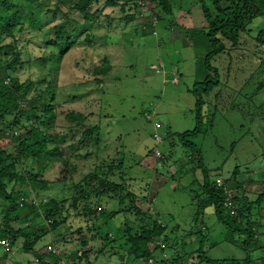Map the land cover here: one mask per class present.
<instances>
[{"label":"rangeland","instance_id":"obj_1","mask_svg":"<svg viewBox=\"0 0 264 264\" xmlns=\"http://www.w3.org/2000/svg\"><path fill=\"white\" fill-rule=\"evenodd\" d=\"M14 1L24 8L25 19L5 43H15L23 65L10 73L19 82L33 83L28 100L42 94L47 101L46 89L53 90L55 118L47 129L53 135H64L65 140L59 143L58 157L44 155L19 163L20 169L29 173H37L40 165H48L43 173V178L50 181L48 190L36 194L27 184H13L37 203L51 197L62 201L61 212L53 218L57 225H52V218L44 219L40 209L27 213L25 218L21 215L23 219L12 225L35 228L41 238L34 249L47 254L46 247L54 245L66 264H148L128 253L126 229L131 234L138 233L144 220L130 211L132 205L126 200L119 207L116 199L96 200L90 194L83 201L81 193L86 189L81 192L75 187L94 173L95 166L106 169L112 162H119L120 169L110 180L124 186L123 194L136 195L137 207L149 212L148 216L158 217L167 227L168 243L175 241L176 250L168 247L164 253L168 257L176 251L183 254L175 264H198V254L193 250L199 246L200 236L195 231L200 228L207 236L205 248L214 244L207 249L209 257L242 260L247 254L242 248L245 235L236 236L233 244L223 241L226 229L217 222L212 208H206L195 223L191 202L202 180L201 170H190L194 165L193 159H189L190 151L177 136L172 137L173 141L165 136L166 131L173 134L192 130L196 123V98L191 90L195 82L204 79L203 63L209 44L204 35L196 33L204 24L199 2L168 0V13L157 0H118L117 6H106L92 22L89 40L84 33L73 38V46L58 62L54 58L56 48L46 43L53 37L52 27L60 20L50 11L56 0H42L47 2L43 7L27 0ZM205 1L213 10L211 1ZM103 5L104 0H99L92 7ZM128 15L133 20H128ZM145 22H155V26L141 33L138 30ZM248 28L251 32L243 34L236 46L226 44L224 52L211 61L218 69L221 83L203 96V128L212 114L213 126L194 141L210 179H228L238 165L244 184L236 193L254 200L264 191V45L255 38L264 29V18L254 19ZM104 58L110 62L111 70L103 82L97 83L95 79L100 76L92 72ZM23 109H29L28 102ZM69 112L85 115L87 125H99L97 140L80 143L82 130L69 121ZM156 122L161 124L160 128H155ZM20 124H30V119L22 117ZM70 127L77 131L68 133ZM2 129L4 135L11 131ZM8 139L0 138V145L10 152L16 141ZM54 145L52 142L48 148ZM158 153L165 158L171 155L159 161L155 155ZM62 160L68 166L65 181H61L65 174L60 171L65 167ZM203 196L201 193L200 197ZM85 202L91 205L90 210L100 211L101 207L105 212L87 214ZM259 207L264 208V199ZM119 209H123L122 213L110 216ZM257 211L252 209L250 217L260 248L251 246L249 254L251 264H264V211L260 216ZM240 220L246 222L242 217ZM257 222L261 225L256 226ZM21 243L22 239H18L7 254L0 248V264H38L37 256L24 253ZM148 248L154 249V244L149 243ZM74 253L77 258H69ZM84 253L85 257L79 259ZM161 253L159 249L153 253L155 264H163L159 261Z\"/></svg>","mask_w":264,"mask_h":264},{"label":"trees","instance_id":"obj_2","mask_svg":"<svg viewBox=\"0 0 264 264\" xmlns=\"http://www.w3.org/2000/svg\"><path fill=\"white\" fill-rule=\"evenodd\" d=\"M27 1L35 3L39 7L47 5V2H43L42 0ZM98 1L99 0H56L54 9L50 11L54 18L58 17L60 20L52 27L53 37H49L46 40L47 44L56 48V55H54L56 61L59 62L69 51L74 43L73 38L76 36L84 33L86 40H89L90 25L97 20V16L101 13L103 8L106 6L115 7L119 4L118 0H104L103 7L93 9V4ZM197 1L203 12L204 24L196 33L202 36L204 35L203 38H205L209 44L208 53L204 57L203 63L205 72L204 79L203 81L195 82L191 90L196 98L194 110L196 123L192 130L183 133L175 132L173 134L170 131H166L165 136L169 139H172L174 135L177 136L181 144L186 147V150L190 151L189 159H193L192 162L194 163L190 170L196 168L201 170L202 180L198 183V188H196L195 191L193 190L195 194L191 202L195 207V223L198 222L203 211L209 207L213 209L217 222L221 223L226 229L223 241L233 244L236 236L245 235V239L242 241V248L246 250L247 254L242 260L217 259L208 256L207 249L214 244H210L208 248H205L206 245L204 241L207 239V236L203 228L198 229L195 233H199L200 236L199 246L197 249L193 250V252L198 254V264H202L203 262L207 264H251L252 259L249 254V249H251V246L255 249H259L260 245L256 242L257 235H255L254 223L250 216L254 208L258 210L257 213L259 216L262 215L264 208L259 207V205L264 199V191L259 193L254 200H248L247 196H240L239 193H236L237 189L239 187L242 188L244 184L239 178L238 165L235 166L230 177L225 180L221 178L223 184L218 185L216 179L220 177L216 176L214 179H210L208 168L203 162L201 150L196 145L194 139L202 133H206L207 130L210 131L213 126L214 114L210 115L209 120L206 119V128H203L205 120L203 112L205 100L203 96L209 94L213 88L221 83L218 69L211 64L212 59L224 52L226 44L236 46L243 34L250 33L251 30L248 27L254 19L259 17L264 18V0H210L213 10L207 5L205 0ZM157 4L166 12L171 13V6L168 0H157ZM121 8L124 9V6H121ZM133 18L134 17L131 15L127 16V19L130 21L133 20ZM24 19V8L20 4L15 3L14 0H0V125L6 128L7 131L11 130L4 135L2 131L5 130L2 129V127L0 129V138L2 140L14 138L16 141V144L13 145V150L10 152H7L6 149L0 145V215L2 216L0 220V238L8 239L11 248L18 239H22V251L37 256L38 264H50L49 261L56 264L62 255L58 257L50 252L47 254H39V252L34 249L35 244L41 238L35 228L32 229L28 226L14 227L12 225L23 219L21 215L25 218L27 213L30 214L36 209H40L43 213V218L48 220L52 218L51 223L53 226H56L57 224L53 218L57 213L61 212L60 210L63 207L62 201L53 197L47 198L44 201H39V203L30 200L25 192L15 189L13 185L27 184L30 187V191L36 194L43 190H48L50 181L43 178V173L48 165H40L37 173H29V171L20 169L19 163L22 159H37L44 155H51L53 158H56L60 155L59 143L65 140L64 135H53L48 133L47 129L55 118V113L53 111L54 105L51 103L54 101L53 90L49 88L46 89L45 94L49 95L47 101L42 94H39L35 99L31 98L28 100V96L33 90V83L31 81L19 82L18 79L10 73L13 72L18 65H23V62L20 58V51L15 46V43H5V40L9 38V36H13L14 30L18 26L21 27L24 23ZM154 23L145 22L140 29L141 31H138L144 33V30L146 31L148 27L154 28ZM255 38L264 45V29L260 30ZM110 70V62L104 58L102 64L93 69V75L100 76L95 79L96 82H103V77L106 76ZM171 74L175 76L174 72H171ZM173 79L178 81L177 77H173ZM27 102L29 104V109L25 110L23 107ZM22 117H26L27 120L30 119V124L21 126L20 122ZM67 117L78 129L82 130L79 139L80 143L88 142L92 138L97 140V134L100 128L99 125L92 126L85 124L86 116L82 113L69 112ZM35 122L38 123L37 126ZM157 124L159 126L155 127L156 129L161 127L160 123ZM76 131L77 129L75 130L73 127H70L68 133L73 134ZM172 141H170L171 145H173ZM52 142L55 145L48 148V145ZM73 147L74 145H71V148ZM155 155L159 161H163V159L169 158L171 153H169L166 158L160 153ZM62 163L65 167L60 171L65 172V174H62L61 181H65V177L68 174V166L66 167V160H62ZM119 164V162H112L106 169L101 165L95 166L94 173L90 174L84 182L75 185L81 192H83V188L86 189L85 193H81V198L84 201L89 194L96 200L100 197H108L111 198V200L116 199L119 207H122L127 200L130 206L132 205L130 211H135L137 216L141 215V218L144 219L141 221L142 225L138 233L131 234L130 230L126 229V242L129 246L128 253L137 260H143L144 262H150L151 260L152 263L150 264H155L157 261L153 253L156 249H159L162 252L161 259L159 260L161 263L175 264L183 257V254L176 251L174 256L168 257L164 253V250L168 247H173L174 251L176 250V246H174V244L176 245L175 241L172 244L168 243V235L166 234L167 227L159 222L158 217L148 216L149 212H143L137 207L136 195L132 192L123 194L125 191L124 186L110 180V177L114 176L115 171L120 169ZM234 186H236V190L233 189ZM232 189L234 193L231 191ZM201 193L204 195L202 198L200 197ZM228 195L236 208V214L234 215L224 206V201ZM82 199L79 200L82 201ZM194 199L196 200L195 202ZM238 205H240V207H238ZM86 206L87 203L85 202L83 208H86L85 212H87V214H103L105 212L102 211L101 207L99 208L100 211L97 210L98 208L92 211L89 209L91 206L90 204ZM122 211L123 209H119L111 212L110 216L115 217L119 213H122ZM143 215H145V217H143ZM240 217L246 222L243 223ZM260 225L261 224L257 222L256 226ZM191 233L193 234L194 232H190V234ZM151 242L154 244V249L152 250L148 248V244ZM81 244H86V241H81ZM0 248L3 250L2 247ZM3 252L5 254L8 253L4 250ZM85 254L86 253H84L81 258L79 257V259H83ZM188 257H190V255ZM69 258L76 259L77 253L69 255Z\"/></svg>","mask_w":264,"mask_h":264},{"label":"built area","instance_id":"obj_3","mask_svg":"<svg viewBox=\"0 0 264 264\" xmlns=\"http://www.w3.org/2000/svg\"><path fill=\"white\" fill-rule=\"evenodd\" d=\"M158 126L159 125L156 123V127H158ZM216 182L218 185L223 184L221 178H217ZM226 193H227V190H226ZM224 206L231 212V214H233V215L235 214V205L230 200L229 195L226 197V199L224 201ZM0 247H2L3 250L6 252H10V250H11L9 240L6 238H0ZM46 248H47V251L50 252L51 254H54L58 257L61 256L60 253L58 254V252L56 251L54 245H48ZM36 262H38V259H36ZM49 263L53 264L52 261H49ZM150 263H152L151 260L148 264H150ZM56 264H66V263L62 260V257H60V259L57 261ZM69 264H72V263L70 262ZM167 264H171V263H167Z\"/></svg>","mask_w":264,"mask_h":264}]
</instances>
